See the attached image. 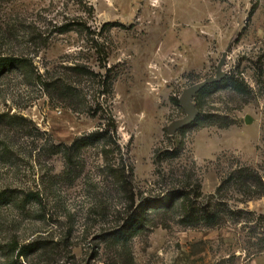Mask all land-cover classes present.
Here are the masks:
<instances>
[{"label": "rangeland", "instance_id": "rangeland-1", "mask_svg": "<svg viewBox=\"0 0 264 264\" xmlns=\"http://www.w3.org/2000/svg\"><path fill=\"white\" fill-rule=\"evenodd\" d=\"M0 56V264H264V0H0Z\"/></svg>", "mask_w": 264, "mask_h": 264}, {"label": "trees", "instance_id": "trees-1", "mask_svg": "<svg viewBox=\"0 0 264 264\" xmlns=\"http://www.w3.org/2000/svg\"><path fill=\"white\" fill-rule=\"evenodd\" d=\"M254 7L252 8L253 11ZM16 65H28L27 64V60L25 58H16V57H12V56H0V74H2L4 71L10 70L12 68H14V66ZM211 89H226L227 87H231L234 89H240L241 85L238 82L237 79L235 78H231V77H223L221 80L212 83L210 85ZM209 89V86L207 87ZM200 94H198L199 96ZM111 129L113 132L116 131V125L112 123ZM106 130L105 131H101V130H97V131H93L87 135L81 136L78 139H76L73 144L71 145V147L75 148L76 150L84 148L86 146L89 145H93L101 140H103L105 138L106 135ZM185 197V193L182 191H174L171 192L170 194H167L166 196L162 197L161 199H157V200H146L144 202H142L140 204L141 206V211L140 214L131 222V224L134 225V223L142 224L144 222V214L145 212H147V210L150 209H158L161 207H171L172 204L174 203V200L178 197ZM29 197H34V194L30 195L29 193ZM6 198V192L5 191H0V202H3ZM186 201L188 200L187 197ZM204 213H207V215H205V219H209L210 217H213L214 219V215L210 216L209 215V211L204 209L203 210ZM123 231V230H122ZM43 243V242H41ZM39 241L34 240L31 242H28L27 244H24L22 246H20L19 250H18V257H22L23 255H26L27 250H36L39 245L41 244ZM17 245V244H16ZM17 247V246H16Z\"/></svg>", "mask_w": 264, "mask_h": 264}, {"label": "water", "instance_id": "water-1", "mask_svg": "<svg viewBox=\"0 0 264 264\" xmlns=\"http://www.w3.org/2000/svg\"><path fill=\"white\" fill-rule=\"evenodd\" d=\"M223 78L222 73L220 72V68H218V72L215 77L212 78H207L195 85H193L190 88H187L183 91L182 95L180 96V104L183 107V110L185 112V116L181 119H177L173 121L169 127L168 131L169 134H174L177 130L189 125L192 123L197 115H198V110L193 103V98L208 84L210 83H215ZM246 122H250V117H246Z\"/></svg>", "mask_w": 264, "mask_h": 264}]
</instances>
